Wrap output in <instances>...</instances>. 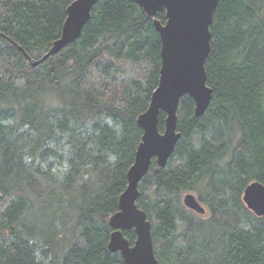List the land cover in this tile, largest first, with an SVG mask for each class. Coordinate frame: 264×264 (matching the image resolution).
I'll use <instances>...</instances> for the list:
<instances>
[{
    "label": "trees",
    "instance_id": "obj_1",
    "mask_svg": "<svg viewBox=\"0 0 264 264\" xmlns=\"http://www.w3.org/2000/svg\"><path fill=\"white\" fill-rule=\"evenodd\" d=\"M73 1L0 0V264H124L107 249V220L157 87L160 38L135 3L98 0L80 37L32 66L7 38L37 61ZM210 32L211 102L195 117L181 99V137L165 168L152 163L137 205L159 264H264V217L242 201L248 184L264 185V0H219ZM125 64L144 74L119 82ZM184 192L208 219L183 206ZM123 234L133 244L134 230Z\"/></svg>",
    "mask_w": 264,
    "mask_h": 264
},
{
    "label": "water",
    "instance_id": "obj_2",
    "mask_svg": "<svg viewBox=\"0 0 264 264\" xmlns=\"http://www.w3.org/2000/svg\"><path fill=\"white\" fill-rule=\"evenodd\" d=\"M98 0H74L66 9L61 34L47 52L33 60L18 44L16 46L37 66L48 57L74 43L91 18ZM138 5L142 13L152 20L160 38V69L157 87L153 91L147 110L138 115L136 125L142 131L136 148L134 162L126 173L127 185L118 199V210L107 222L112 232L107 249L119 253L124 264H159L154 252L151 222L145 211L137 205L141 196L139 184L154 162L157 168L166 167L174 147L181 137L177 132L180 101L188 96L194 102V116L201 117L207 110L212 89L207 85L205 62L211 49L210 27L219 0H127ZM164 12L165 22L156 18ZM163 113L164 129L159 131V115ZM245 207L256 217H264V185L251 182L243 192ZM183 206L201 219L209 213L196 195L187 192L182 197ZM134 230L133 244L124 231Z\"/></svg>",
    "mask_w": 264,
    "mask_h": 264
},
{
    "label": "rangeland",
    "instance_id": "obj_3",
    "mask_svg": "<svg viewBox=\"0 0 264 264\" xmlns=\"http://www.w3.org/2000/svg\"><path fill=\"white\" fill-rule=\"evenodd\" d=\"M123 68H124V71H123L122 75H120L118 77L119 82H123V83L124 82H128V81H130L132 79H137V78L141 77L144 74V70L143 69L132 67L129 64H125L123 66ZM57 146L61 149L60 152L65 155L66 152L62 151V144L58 143ZM49 161L51 163H53V165H54L53 173L58 174L59 176H61V175H63L66 172L67 167L64 165V162H59V161H56L55 159H51ZM185 193H187V192H184L182 194V197H183V195ZM207 212H208V209H207Z\"/></svg>",
    "mask_w": 264,
    "mask_h": 264
},
{
    "label": "flooded vegetation",
    "instance_id": "obj_4",
    "mask_svg": "<svg viewBox=\"0 0 264 264\" xmlns=\"http://www.w3.org/2000/svg\"><path fill=\"white\" fill-rule=\"evenodd\" d=\"M204 207V206H203Z\"/></svg>",
    "mask_w": 264,
    "mask_h": 264
}]
</instances>
